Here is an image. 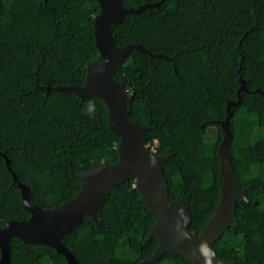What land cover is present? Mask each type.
Listing matches in <instances>:
<instances>
[{"label":"trees","instance_id":"16d2710c","mask_svg":"<svg viewBox=\"0 0 264 264\" xmlns=\"http://www.w3.org/2000/svg\"><path fill=\"white\" fill-rule=\"evenodd\" d=\"M158 1L122 0L127 8ZM100 7L98 0H0V151L44 208L76 196L80 173L119 160L104 100L48 89L85 84L100 52ZM112 30L118 46L139 43L153 54L131 50L114 76L129 94L130 118L148 127L145 142L165 157L166 189L187 207L195 234L221 200L220 122L246 80L250 91L232 107L229 153L247 199L235 200L233 221L214 246L233 264H264V0H163ZM211 126L216 133L195 134ZM29 217L0 153V226ZM156 220L129 178L107 191L98 222L85 216L63 242L80 264H144L158 245L150 236ZM9 264L68 262L49 245L13 237ZM149 264L194 263L166 252Z\"/></svg>","mask_w":264,"mask_h":264},{"label":"water","instance_id":"95a60500","mask_svg":"<svg viewBox=\"0 0 264 264\" xmlns=\"http://www.w3.org/2000/svg\"><path fill=\"white\" fill-rule=\"evenodd\" d=\"M98 1L101 7L95 16L94 26L100 52L88 64L85 84L51 86L48 89L72 91L81 97L93 95L102 98L108 108L110 128L119 138V160L115 164L101 162L80 173L82 188L76 196L57 207L44 208L31 202L30 187L19 180L10 166V159L5 152L0 151L13 176V184L21 190L23 204L30 212L28 219L15 218L0 226V264L10 263L13 237L30 244L49 245L63 254L68 264H80L75 254L63 242V237L74 230L85 216H90L98 222L99 210L107 191L129 178H135L140 194L157 216L150 236L157 237L158 245L152 255L142 263L149 264L169 252L183 254L194 264H233L234 261L222 259L214 245L220 238L223 228L233 221L235 200L247 199V188L239 187L229 153L232 139L230 130L232 107L241 102L242 91H250L246 80L240 77L238 99L228 102L227 116L220 122L224 131L218 149L223 178L221 200L202 232L195 234L188 229L191 216L187 207L180 201L172 199L166 189L162 171L165 157L145 142L148 127L139 126L130 118L129 94L114 76L131 50L153 54L139 43L118 46L112 25L121 23L127 14L159 7L163 0L145 3L136 8L125 7L122 0ZM257 91L263 92L261 89Z\"/></svg>","mask_w":264,"mask_h":264},{"label":"rangeland","instance_id":"374dc122","mask_svg":"<svg viewBox=\"0 0 264 264\" xmlns=\"http://www.w3.org/2000/svg\"><path fill=\"white\" fill-rule=\"evenodd\" d=\"M260 125H261L262 129H264V117H261ZM216 132H217V127L216 126H211V127L199 130L195 134L196 135H203V134H206V133L214 134Z\"/></svg>","mask_w":264,"mask_h":264},{"label":"clouds","instance_id":"9594fccd","mask_svg":"<svg viewBox=\"0 0 264 264\" xmlns=\"http://www.w3.org/2000/svg\"><path fill=\"white\" fill-rule=\"evenodd\" d=\"M91 110H92V109H91V106H89L88 109H87V111H88V112H91Z\"/></svg>","mask_w":264,"mask_h":264}]
</instances>
